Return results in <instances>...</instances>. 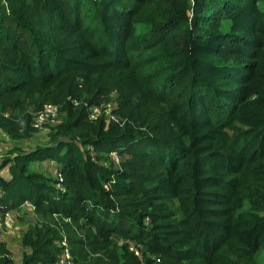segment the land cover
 Returning <instances> with one entry per match:
<instances>
[{
    "label": "trees",
    "instance_id": "trees-1",
    "mask_svg": "<svg viewBox=\"0 0 264 264\" xmlns=\"http://www.w3.org/2000/svg\"><path fill=\"white\" fill-rule=\"evenodd\" d=\"M259 1L0 0V131L28 139L57 108L45 143L0 158V222L34 215L20 264H56L62 239L72 264H258Z\"/></svg>",
    "mask_w": 264,
    "mask_h": 264
},
{
    "label": "rangeland",
    "instance_id": "rangeland-1",
    "mask_svg": "<svg viewBox=\"0 0 264 264\" xmlns=\"http://www.w3.org/2000/svg\"><path fill=\"white\" fill-rule=\"evenodd\" d=\"M258 3L260 7H264L262 1H259ZM45 131L46 128L42 126L32 137L28 139H11L0 131V158L13 145L19 146L23 149H29L34 145L45 143L47 140ZM35 167L42 170L46 174H55V163L49 160L36 163ZM5 217L4 220L0 222V239L5 241L14 263L20 264L21 252L24 249L20 244V234L28 224H32L34 222V215L32 213L31 206L29 204H23L10 211L5 215ZM255 261L258 264L264 263V249L256 248ZM56 264H67L61 253L57 255Z\"/></svg>",
    "mask_w": 264,
    "mask_h": 264
},
{
    "label": "built area",
    "instance_id": "built-area-1",
    "mask_svg": "<svg viewBox=\"0 0 264 264\" xmlns=\"http://www.w3.org/2000/svg\"><path fill=\"white\" fill-rule=\"evenodd\" d=\"M72 102L76 103V101H72ZM88 113H89V117H91V118H94L100 114H103L104 116H106L108 118H114L113 116L110 115L108 107L90 106V107H88ZM55 117H57L56 106L54 104H51V103H46L34 115L32 125L37 127V128H41L43 126L44 122H48L50 124L53 123L55 120ZM114 158L116 159V156H114ZM60 245L62 246L61 255L64 256L65 262L67 264H72V261L70 259L69 253H68V248H67V245H66L64 239H62L60 241ZM130 249L134 252V254L139 255L138 250L135 247L131 246ZM155 260H157V259H155Z\"/></svg>",
    "mask_w": 264,
    "mask_h": 264
},
{
    "label": "crops",
    "instance_id": "crops-1",
    "mask_svg": "<svg viewBox=\"0 0 264 264\" xmlns=\"http://www.w3.org/2000/svg\"><path fill=\"white\" fill-rule=\"evenodd\" d=\"M2 133H3V132H2ZM6 136H7V135H6ZM7 137H8V136H7ZM0 172H1V174H2L3 176H5V177L8 176V175H7V169H6V167L1 168ZM24 204H27V202H25Z\"/></svg>",
    "mask_w": 264,
    "mask_h": 264
}]
</instances>
